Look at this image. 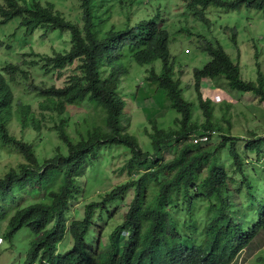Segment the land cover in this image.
I'll return each mask as SVG.
<instances>
[{
    "label": "trees",
    "instance_id": "trees-1",
    "mask_svg": "<svg viewBox=\"0 0 264 264\" xmlns=\"http://www.w3.org/2000/svg\"><path fill=\"white\" fill-rule=\"evenodd\" d=\"M77 2L79 22L66 19L50 2L0 0V26L15 20L26 38L38 30L69 34L68 51L41 57L49 67L46 73L60 74L75 66L60 86H33L43 99L39 108L56 113L59 123L54 130L61 145L42 160L32 144L9 131L13 118L22 128L35 131L39 122L29 106L13 111L9 83L17 66L0 68V142L23 160L0 177V239L12 246L17 233L24 229L29 233L25 257L18 264H238L257 248L264 253V200L255 196L259 183L255 177L261 170L254 167L260 162L264 169V136L257 130L246 132L247 137L233 135L226 114L230 104L216 108L202 91L203 81L222 76L228 88L250 93L257 104H264L259 66L255 80H244L239 65L217 41L198 46L210 60L192 71L194 109L183 97L188 88L179 78L180 68L173 69L169 50L175 38L159 12L137 21L132 11L115 24L112 17L118 11L113 0ZM181 2L190 16L204 23L210 6L264 11V0ZM124 7L136 8L130 1L119 3L120 9ZM236 36L232 29L233 44ZM125 62L143 67L144 83L155 84L177 114L168 129L153 125L150 132L144 131L149 139L146 150L128 132L125 96L119 91L128 74ZM20 73L28 79L26 72ZM75 104L95 109L98 120L74 139L66 131L67 121L59 116ZM194 110L201 112L203 122L193 119ZM112 146L124 148L125 163L119 171L129 178L96 195L81 217L71 219L68 205L79 195V173ZM27 193L39 198L26 202ZM129 193L132 197L124 206ZM121 208L125 213L120 214ZM200 216L203 224L198 230L194 217ZM260 259L264 264V257Z\"/></svg>",
    "mask_w": 264,
    "mask_h": 264
},
{
    "label": "rangeland",
    "instance_id": "rangeland-1",
    "mask_svg": "<svg viewBox=\"0 0 264 264\" xmlns=\"http://www.w3.org/2000/svg\"><path fill=\"white\" fill-rule=\"evenodd\" d=\"M40 1L52 3L54 8L68 20L76 19L79 22L81 18L77 0ZM113 1L114 11H118L112 17L115 24L124 22V16L132 11L135 12L133 19L137 21L141 18L153 17L157 12L160 13L161 19L167 23L170 37L175 38V41L169 45L173 58V69L178 72L180 68L179 78L184 87L188 88L186 91L184 90L183 97L195 105L194 109H197V100L193 90L192 71L195 68H202L210 60L207 53L198 49V46H202L205 42L214 43L217 41L233 62L239 65L244 80L256 79L257 66L264 74V11L245 7L227 10L210 6L204 12L207 21L204 23L200 19L190 16L181 0ZM120 1L122 4L125 2L126 5L130 1L136 8L133 10L127 7L120 9ZM17 23L13 20L0 26V68L6 64H12L19 69L11 74L14 80L9 83L14 99L13 111L19 107L29 106L30 113L34 114L39 122V131H35L30 126L22 128L15 118L9 123V131L17 139L32 144L39 159H48L55 154V148L61 145L54 130L59 125L58 116L56 113L43 111L39 108L38 105L43 99L37 92H34L33 86H60L63 81L68 80L67 77L71 75L75 66L64 69L60 74L54 71L46 73L45 71L49 70V67H45L41 57L52 56L55 52L68 51L70 36L67 32L38 30L26 38L23 29L19 28ZM232 29L237 34L234 44L231 42ZM188 32L191 34L189 35ZM33 62H36L35 65ZM127 64L128 74L123 77L119 91L125 96L126 109L124 113L129 119L128 132L135 136L140 147L146 150L149 139L144 131L150 132L153 125L160 129H168L173 125V119L177 117V114L169 107L168 102L165 101L155 84L144 83L143 78L146 75L141 70L144 68L130 62ZM21 70L27 73V80L23 79ZM7 78H10L9 75ZM202 85L204 96L211 100L216 108L230 104L231 107L226 114L230 117L233 135L247 137L246 132L257 130L260 136H264V104H257L254 95L231 90L222 76L213 80H205ZM95 112V109L93 112L92 109L87 110L82 105H69L65 108V112L59 116V119L67 121L66 131L75 139L78 138L77 132L89 125L92 120L94 123L97 122L98 116ZM215 113L221 114L222 111L215 109ZM194 118L199 123L203 122L199 110H194ZM149 148L151 147L149 146ZM123 149L112 146L111 149H106L98 157V161L94 165L83 167L77 182L80 190L79 195L68 205L69 212L67 214L71 216V219L81 217L84 206L90 201L96 200V195L110 191L129 178L125 172L119 171L125 163ZM165 152V157L169 158L170 156L167 155L169 151ZM251 160L252 163H255L253 159ZM21 162L23 160L20 156L0 142V177ZM261 162L264 163V158ZM258 164L259 166L254 167L256 171L261 170V175L258 174L255 177V180L259 182L257 183L258 192L255 196L259 200H264V169H262L263 164L260 162ZM131 197L132 194L129 193L124 201V206L129 203ZM38 198L36 193L25 195L26 202L35 201ZM117 207L109 205L110 210H117ZM120 211V214H123L126 208H121ZM201 216L194 217L198 230L202 228L203 224ZM1 234L2 230L0 237ZM29 239L30 235L25 229L17 233L12 241V246L0 239V264H18V261H23ZM261 248L264 250V244ZM263 254L257 248L247 261L240 262L238 259L237 263L263 264L261 263L263 261H260V258L264 257Z\"/></svg>",
    "mask_w": 264,
    "mask_h": 264
},
{
    "label": "built area",
    "instance_id": "built-area-1",
    "mask_svg": "<svg viewBox=\"0 0 264 264\" xmlns=\"http://www.w3.org/2000/svg\"><path fill=\"white\" fill-rule=\"evenodd\" d=\"M194 142H196V141L194 140Z\"/></svg>",
    "mask_w": 264,
    "mask_h": 264
}]
</instances>
